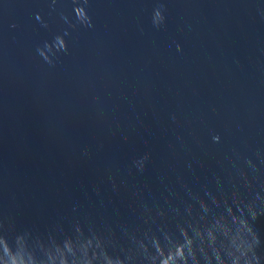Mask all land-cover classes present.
Wrapping results in <instances>:
<instances>
[{
    "label": "water",
    "instance_id": "water-1",
    "mask_svg": "<svg viewBox=\"0 0 264 264\" xmlns=\"http://www.w3.org/2000/svg\"><path fill=\"white\" fill-rule=\"evenodd\" d=\"M76 6L0 0V264H264V0Z\"/></svg>",
    "mask_w": 264,
    "mask_h": 264
},
{
    "label": "clouds",
    "instance_id": "clouds-1",
    "mask_svg": "<svg viewBox=\"0 0 264 264\" xmlns=\"http://www.w3.org/2000/svg\"><path fill=\"white\" fill-rule=\"evenodd\" d=\"M74 3L77 5L75 8V13L78 21L81 24L90 23V18L87 16V11L84 7V3H86V0H74ZM162 7L163 6L157 7L154 10L153 23L157 27H159L165 21ZM81 13H83V15H81ZM45 27H47V25H45ZM47 48L49 51H52L53 49H55V51H68L67 41L64 39L63 36L56 37L54 44L47 45ZM40 54L49 64L52 63L51 58L46 54L44 50H40ZM214 139L216 142H219L220 138L217 136L214 137ZM146 160L147 157L138 162L141 171L144 170V162ZM249 211L252 212V216L253 218H255L257 213L255 211H252L251 207L249 208ZM241 223H243L245 227H247L246 221H241ZM248 230L249 232H251V228H249ZM184 235H186V233ZM153 240L156 241L155 247L159 250L158 255L152 252V249L149 247L148 243L141 241L139 242L136 251L126 253V259L128 261V264H143L144 260H147L149 264H165L166 258L168 260H171L172 264H189V258H191L192 264H199V259L195 251V247L197 246H193V242L190 239L185 240V242L181 243L179 247H177V244L172 245V247L169 248L168 251L164 250V247L160 244L158 240H156L155 237H153ZM185 244L189 246L187 249L185 247ZM108 256L114 260L113 257H111L110 255ZM120 262L121 264H125L124 259H121Z\"/></svg>",
    "mask_w": 264,
    "mask_h": 264
}]
</instances>
